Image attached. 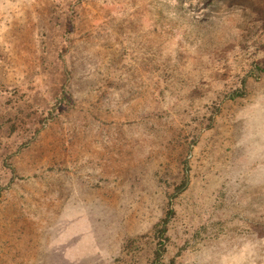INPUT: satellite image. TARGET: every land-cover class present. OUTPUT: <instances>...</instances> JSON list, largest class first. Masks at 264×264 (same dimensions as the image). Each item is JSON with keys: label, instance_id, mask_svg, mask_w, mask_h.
<instances>
[{"label": "rangeland", "instance_id": "rangeland-1", "mask_svg": "<svg viewBox=\"0 0 264 264\" xmlns=\"http://www.w3.org/2000/svg\"><path fill=\"white\" fill-rule=\"evenodd\" d=\"M0 264H264V0H0Z\"/></svg>", "mask_w": 264, "mask_h": 264}]
</instances>
